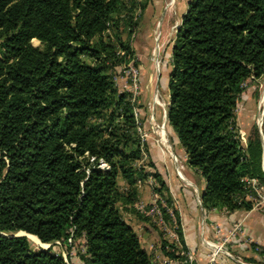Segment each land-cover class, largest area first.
<instances>
[{"label":"trees","instance_id":"1","mask_svg":"<svg viewBox=\"0 0 264 264\" xmlns=\"http://www.w3.org/2000/svg\"><path fill=\"white\" fill-rule=\"evenodd\" d=\"M135 8L0 0V264H65L19 232L42 244L80 238L83 264H153L121 214L153 220L133 207L138 183L165 188L139 164L134 103L113 81L133 59L118 30L134 29ZM171 59L167 123L204 181L203 210L250 211L264 190L263 144L256 127L241 144L235 113L247 82L264 77V0H191ZM173 250L162 242L184 263Z\"/></svg>","mask_w":264,"mask_h":264},{"label":"rangeland","instance_id":"2","mask_svg":"<svg viewBox=\"0 0 264 264\" xmlns=\"http://www.w3.org/2000/svg\"><path fill=\"white\" fill-rule=\"evenodd\" d=\"M188 1L137 0V3L144 5V10L140 12V9L135 8L132 12L133 21L137 19L134 29L121 24L118 30L121 39L127 41L133 50V59L116 68L113 77L118 91L129 92L133 96H131L134 103L133 116L139 126L141 141L146 148L139 164H144L149 173H159L165 188L163 197L157 200L162 201L174 215L176 208L173 202H171L172 205L170 203L172 198L168 189L169 184L183 185L196 199L200 198L199 190H201L200 175L188 167L185 152L179 146L174 132L167 123L171 52ZM169 2L171 6H168ZM130 29L133 30V34L128 36ZM156 64L159 68L158 72H156ZM132 80L135 81L132 82ZM261 97L264 98V77L257 82L248 81L240 95L235 113L237 129L243 146L247 143L251 129L253 127L258 129V124L264 141V102L261 106ZM166 145L170 149H167ZM150 163L152 167H149ZM146 181L142 184L139 182L138 186L142 187L147 183L149 191L158 194L155 189L161 188L160 183L154 178H148ZM259 195L261 198L264 190L259 191ZM166 199L169 200L168 203ZM121 214L122 217L127 218L126 212L121 211ZM175 217L178 219L177 216ZM161 229L162 233L166 231V228ZM167 230L170 229L167 228ZM26 238L32 249H45L38 244L39 241L35 237Z\"/></svg>","mask_w":264,"mask_h":264},{"label":"crops","instance_id":"3","mask_svg":"<svg viewBox=\"0 0 264 264\" xmlns=\"http://www.w3.org/2000/svg\"><path fill=\"white\" fill-rule=\"evenodd\" d=\"M200 187L201 198L205 188L202 178ZM146 188L147 183L145 186H138L139 198L133 206L135 209L136 205L149 206L158 198L161 199V196L149 191V188L146 191ZM168 189L172 200L168 198L176 208L175 213L179 221V227L173 234L171 231L162 233L161 227L153 224L154 220V222L139 220L129 212H126L127 218L123 217L138 236L142 248L151 257L153 264H184L178 259L164 255L162 242L172 245L175 255L179 257L186 259V256L190 255L193 264H208L209 254L213 250L208 244L216 245L214 246L216 248L221 247L230 255L229 257L219 252L215 264H264V195L255 200V206L250 211L229 214L220 210H203L201 199L199 197L196 199L183 185L171 183ZM38 244L45 248L42 250L50 249L52 253L60 256L65 264H83L79 254L84 253V242L80 238L73 239L71 247L56 242Z\"/></svg>","mask_w":264,"mask_h":264},{"label":"built area","instance_id":"4","mask_svg":"<svg viewBox=\"0 0 264 264\" xmlns=\"http://www.w3.org/2000/svg\"><path fill=\"white\" fill-rule=\"evenodd\" d=\"M135 80H132V82H134ZM135 85V84H133ZM136 87V86H135ZM124 91L120 92L119 93H123ZM132 96V95H131ZM133 97V96H132ZM100 167L103 168L104 167V164L101 163L100 164ZM264 167H262L263 169ZM253 184L255 185V183L253 182ZM260 198V195H259V192H258V199ZM136 209L139 211V213H141L142 215H144L145 217H150L152 218L155 223L161 227V228H166V232H170L173 234V232L177 229V221H176V217L174 215V213L168 209L164 203L162 201H158L156 200L155 202H153L151 205L149 206H144V205H136ZM165 215L168 217L169 219V222H167L165 220ZM169 227H168V226ZM167 228H169L170 230H167ZM173 236V235H172ZM59 244V242H56ZM73 244V239L72 237H70L68 240H67V245L68 246H72ZM208 244V243H207ZM208 246L212 247L213 250L212 252L209 254V262L208 264H215V260H216V256L219 252L225 254L226 256H229V253L225 252L222 250L221 247H214L210 244H208ZM184 263H187V264H193V259L190 255H187L186 256V260H184ZM67 264V263H66Z\"/></svg>","mask_w":264,"mask_h":264},{"label":"water","instance_id":"5","mask_svg":"<svg viewBox=\"0 0 264 264\" xmlns=\"http://www.w3.org/2000/svg\"><path fill=\"white\" fill-rule=\"evenodd\" d=\"M258 130H259V134L261 136V131L259 129V124H258ZM261 140H262V144H263V157H264V141H263L262 136H261ZM21 233H23V234H21ZM27 235H29V234H26L24 232H19L18 234L14 235V237H28Z\"/></svg>","mask_w":264,"mask_h":264},{"label":"bare ground","instance_id":"6","mask_svg":"<svg viewBox=\"0 0 264 264\" xmlns=\"http://www.w3.org/2000/svg\"><path fill=\"white\" fill-rule=\"evenodd\" d=\"M168 6H171V2H169ZM155 67H156V72H158V71H159L158 65L156 64ZM262 96H263V95H262ZM263 102H264V98L261 97V100H260V105H261V106H262ZM166 148H167V149H170V147L167 146V145H166ZM175 161H176V160H175ZM17 234H18V233H17ZM21 234H23V233H21ZM28 236H29V235H28Z\"/></svg>","mask_w":264,"mask_h":264}]
</instances>
